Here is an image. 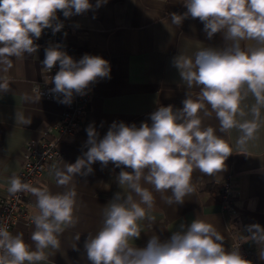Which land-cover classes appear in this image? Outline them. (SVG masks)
<instances>
[{"label":"clouds","instance_id":"9594fccd","mask_svg":"<svg viewBox=\"0 0 264 264\" xmlns=\"http://www.w3.org/2000/svg\"><path fill=\"white\" fill-rule=\"evenodd\" d=\"M104 3L107 0H96L95 7ZM183 6L187 9L183 14H170L172 24L180 26L189 17L198 18L208 39L222 33L226 42L223 48H202L194 58L183 54L173 58L187 88L199 89L196 98L188 92L182 109L160 106L150 114L151 125L113 122L102 139L89 125L87 151L75 163L53 166L57 185L66 189L62 193L53 194L12 175L11 195L29 192L36 198L39 212L32 217L35 230L31 233L35 248L25 242L22 233L13 235L7 226H0V264H38L48 259L45 250L60 249L59 236L78 222L74 214L77 194L68 185L76 175L91 174L96 162L102 167L111 162L121 169L117 182L123 192L115 193L103 207L102 227L85 241L91 264H252L238 248L226 251L222 234L203 218L194 219L186 228L181 225L167 241L153 235L143 248L133 243L141 235V222H154L150 214L156 204L153 191L168 205L183 204L186 196L197 191L195 170L208 176L226 170L233 149L218 133L238 129L241 135L236 143L244 149L254 139L264 107V0H183ZM90 9V0H0V95L11 91L12 58L36 53L39 45L34 41L45 29L55 34L64 27L58 12L69 18ZM245 41L255 45L242 47ZM57 64L50 91L63 96L60 103L70 104L74 94L85 95L98 78H111L106 59L85 54L76 61L59 44L47 47L42 61L49 72ZM249 94L255 99L250 109L253 119L241 121L238 117L246 116L242 102ZM212 113L218 128L203 122ZM16 121L27 125L31 118L18 113ZM169 190L171 195H166ZM248 231L251 240L264 245V228L253 224ZM259 258L264 260V247Z\"/></svg>","mask_w":264,"mask_h":264},{"label":"crops","instance_id":"0c3cea01","mask_svg":"<svg viewBox=\"0 0 264 264\" xmlns=\"http://www.w3.org/2000/svg\"><path fill=\"white\" fill-rule=\"evenodd\" d=\"M90 3L93 9L65 18L67 32L63 39L68 55L76 61L85 54L106 59L111 78H98L89 86L90 102L80 128L75 135H63L56 141L63 152L62 159L49 161L33 179L32 186L47 188L53 194L66 190L57 185L53 166L63 168L64 163H75L87 151L86 129L89 125L96 128L102 139L113 122L137 127L143 122L151 125L150 114L160 106L182 109L187 93L195 99L199 89L187 88L173 66V58L179 54L194 58L202 48H223L226 43L222 33L208 39L198 18L189 17L180 26L172 24L171 13L187 11L183 0H107L99 8L95 7L96 0H90ZM43 39L42 33L34 41L39 45L36 53L12 58L13 67L8 73L11 91L0 95V196L9 185V178L20 169L25 140L41 137L45 127H50L48 139L59 135L57 124L65 106L59 101L63 96L47 100L32 92V85L45 79ZM246 45L254 46L255 42H242V47ZM254 104L255 99L249 94L242 102L246 116L238 119H253L250 109ZM18 113L30 117L31 123H18ZM203 122L206 126L218 128L219 125L215 113L204 117ZM257 125L254 139L244 149L236 143L241 135L238 129L218 133L233 149L225 162L226 170L216 176L195 170L193 182L198 185L197 191L186 196L183 204L168 205L153 191L156 204L150 214L154 216V222H141L142 232L134 245L145 247L153 235L162 242L167 241L174 232L181 230V225L186 228L194 219L203 218L222 234L226 251L232 250L234 241L242 239L243 246L252 252V261L264 264L259 258L264 245L251 240L252 233L248 231V226L253 224L264 228V107L260 108ZM92 168L91 174L76 175L68 185L77 194L74 214L78 222L59 236L60 249L45 250L48 259L38 264H91L85 241L102 227L103 207L115 193L123 192L117 182L120 168H115L111 162L106 167L96 162ZM226 182L239 191L232 201L238 215L222 208L219 193ZM145 186L151 190L150 185ZM166 195H171V191ZM27 202L32 217L38 214L36 198L29 192ZM34 230L32 220L27 223L20 219L13 228V235L22 233L25 242L34 250L35 244L31 241Z\"/></svg>","mask_w":264,"mask_h":264},{"label":"built area","instance_id":"2783aa9c","mask_svg":"<svg viewBox=\"0 0 264 264\" xmlns=\"http://www.w3.org/2000/svg\"><path fill=\"white\" fill-rule=\"evenodd\" d=\"M57 16L58 21L62 22L64 27L60 32L55 34H53L51 29H45L43 31L44 39L42 49L44 55L47 47L57 44L61 46L62 51H65L68 54V47L63 39V35L67 32L65 17L62 12H58ZM58 70V64L54 66L51 72L44 69L45 79L40 83H34L32 85L33 94L47 100L57 99L59 96L53 94L50 90L54 87V84L51 82V77L54 76ZM89 102L90 92L86 90L85 95L74 94L72 102L70 104H65L57 124L59 131L57 138L48 139L46 136L50 131V127H45L41 137L28 138L25 140L22 163L16 174L23 182L31 184L33 179L40 175L49 161H59L62 159L63 152L56 145V141L63 135L76 134L86 117ZM8 187L9 185L5 187L4 192L0 196V226H7V230L13 234L15 224L20 219L29 223L32 220V215L28 211V192L11 195L8 192ZM238 194L239 191L233 190L228 182L223 185L219 196L222 208L225 211L228 210L238 215V212L232 205V201L237 198ZM237 248L243 258L251 261L252 264H255L250 258L252 253L251 250L243 246L242 239H237L233 242L232 250H236Z\"/></svg>","mask_w":264,"mask_h":264}]
</instances>
